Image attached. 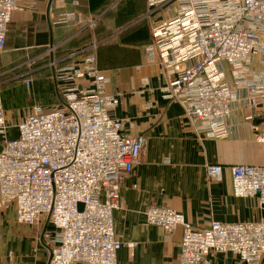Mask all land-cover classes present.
I'll use <instances>...</instances> for the list:
<instances>
[{"label": "built area", "instance_id": "1", "mask_svg": "<svg viewBox=\"0 0 264 264\" xmlns=\"http://www.w3.org/2000/svg\"><path fill=\"white\" fill-rule=\"evenodd\" d=\"M22 1L0 0V53ZM147 5L152 12L170 9L151 28L146 63L164 67L169 81L162 95L182 106L196 135L226 138L240 101L249 111L258 106L264 110V72L246 78L251 56L264 51V0H147ZM98 19H89L86 27H94ZM76 20L75 13H65L54 24ZM96 46L87 48L81 63L48 62L58 95L52 108L33 104L12 125L0 91V211H13L15 222L27 227L38 229L47 221L50 228L42 240L48 264H116L122 247L112 213L120 207L121 182L138 163L144 140L124 134L125 121L114 117L119 99L106 93L110 80L96 67ZM24 84L28 87L30 80ZM10 128L17 132L13 139L7 137ZM206 173L219 180L221 166L207 165ZM231 181L234 197L256 198L264 205V166H232ZM144 217L145 225L168 233L181 229L180 264H204L210 252L256 264L264 253L262 222L216 221L196 229L163 205L149 206Z\"/></svg>", "mask_w": 264, "mask_h": 264}, {"label": "crops", "instance_id": "2", "mask_svg": "<svg viewBox=\"0 0 264 264\" xmlns=\"http://www.w3.org/2000/svg\"><path fill=\"white\" fill-rule=\"evenodd\" d=\"M72 12L75 22L54 24L60 15ZM166 15L162 9L152 12L147 0H23L21 10L12 15L0 54L4 68L51 59L78 64L87 48L97 44L96 67L110 80L106 93L119 99L114 117L125 121L124 134L144 140L138 163L121 182L120 207L112 213L115 237L122 244L116 264H180L181 229L168 233L145 225L144 211L151 205L179 212L196 229L216 221L264 224V205L256 198L234 197L231 181L232 166H264V110L258 106L249 111L240 101L231 113L226 138L196 135L183 118L182 106L162 95L169 81L164 67L146 63L151 28ZM93 17L99 19L87 28ZM65 51L71 52L58 56ZM255 72H264V51L251 56L246 78ZM21 76L18 72L5 81L17 84L24 81ZM226 77L232 83L228 71ZM29 105L7 111V121L16 124ZM248 115L252 120H245ZM16 135L14 128L8 130L9 139ZM207 165L221 166L219 180L207 175ZM10 213L0 217L7 225L0 226V264H48L49 250L41 233L50 225L43 220L36 234L37 230L14 223L15 214ZM127 244H134V249ZM204 264L246 263L231 254L210 252ZM256 264H264V253Z\"/></svg>", "mask_w": 264, "mask_h": 264}, {"label": "rangeland", "instance_id": "3", "mask_svg": "<svg viewBox=\"0 0 264 264\" xmlns=\"http://www.w3.org/2000/svg\"><path fill=\"white\" fill-rule=\"evenodd\" d=\"M169 9L170 7H165L162 10L164 11V14H166ZM166 16L168 17V15ZM27 69L32 71L26 73ZM18 72L22 73V79L30 80V85L28 87L24 84V81L18 82L17 84L12 83L11 81H5L8 78L12 77L14 74L18 75ZM0 91L5 114H7V111L18 109V107L21 105L23 107H26V105L29 104L31 106L33 104H40L45 108H52L58 103V95L53 79V71L50 70L48 62L46 64H22L18 69L9 67L4 68L2 67V65H0ZM30 105L28 106V108L30 107ZM10 212L12 211H0V217L3 215L9 216V214H11ZM14 223H16L15 220ZM0 226H2L3 228L7 225L0 222ZM22 227L28 228L35 232L37 230L38 233L36 234H39L40 231V228L37 229V227H27L23 225ZM43 232L44 231L42 230L41 234H43Z\"/></svg>", "mask_w": 264, "mask_h": 264}, {"label": "trees", "instance_id": "4", "mask_svg": "<svg viewBox=\"0 0 264 264\" xmlns=\"http://www.w3.org/2000/svg\"><path fill=\"white\" fill-rule=\"evenodd\" d=\"M70 52H71V51H65V52H62V53L60 52V53H58V56H60V55H62V54H63V56H64L65 53H66V54H67V53L70 54ZM66 54H65V55H66ZM68 63H70V61H69V60H65L64 62L59 63V65H64V64H68ZM57 101H58V99H57ZM57 104H58V103H57Z\"/></svg>", "mask_w": 264, "mask_h": 264}, {"label": "water", "instance_id": "5", "mask_svg": "<svg viewBox=\"0 0 264 264\" xmlns=\"http://www.w3.org/2000/svg\"><path fill=\"white\" fill-rule=\"evenodd\" d=\"M0 150H1V147H0ZM79 209H82V204H79L78 206ZM46 224H47V221H46ZM45 230V228L43 229V231Z\"/></svg>", "mask_w": 264, "mask_h": 264}]
</instances>
